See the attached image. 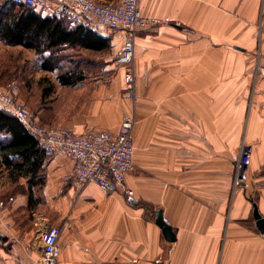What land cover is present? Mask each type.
I'll return each mask as SVG.
<instances>
[{
  "label": "crops",
  "instance_id": "1",
  "mask_svg": "<svg viewBox=\"0 0 264 264\" xmlns=\"http://www.w3.org/2000/svg\"><path fill=\"white\" fill-rule=\"evenodd\" d=\"M140 8L161 22L136 34L135 99L117 63L123 28L102 34L107 51L81 49L108 56L104 70L115 72H84L74 85L41 69L34 50L7 44L38 61L18 97L43 123L84 134L118 131L134 115L136 169L126 178L135 192L129 203L123 188L77 184L74 161L52 154L30 204L28 178L0 153V200L14 197L0 209V264L39 258L37 232L53 224L62 226L59 264H264L253 204L264 216V0H140ZM244 145L250 171L236 185ZM159 211L176 240L158 224Z\"/></svg>",
  "mask_w": 264,
  "mask_h": 264
},
{
  "label": "built area",
  "instance_id": "2",
  "mask_svg": "<svg viewBox=\"0 0 264 264\" xmlns=\"http://www.w3.org/2000/svg\"><path fill=\"white\" fill-rule=\"evenodd\" d=\"M18 5L33 8L44 15L58 19L65 18L72 25L80 23L100 34L111 28L126 30L124 46L117 56V63L124 67L125 93L131 99L137 95L135 59V38L141 29H147L161 20L143 14L140 0H121L117 3L97 0H11ZM264 78V64L258 66ZM20 84L17 80L8 86L0 85V108L20 120L34 134L41 146L50 154H66L74 161V178L83 186L95 183L102 189L114 192L123 188L129 203L135 199V192L126 185L127 175L135 171L136 117L128 116L118 131L93 130L77 133L62 123H43L28 110L19 97ZM251 146L244 145L237 160L235 184L246 181L250 171ZM9 200H0V209ZM167 221V219H166ZM62 226L53 224L37 232L41 254L39 258L19 264H59Z\"/></svg>",
  "mask_w": 264,
  "mask_h": 264
},
{
  "label": "trees",
  "instance_id": "3",
  "mask_svg": "<svg viewBox=\"0 0 264 264\" xmlns=\"http://www.w3.org/2000/svg\"><path fill=\"white\" fill-rule=\"evenodd\" d=\"M0 38L8 45L34 50L41 69L58 72V79L66 85H74L82 73L91 71L89 65L92 69L96 65L87 61L81 49L104 52L111 47L109 37L83 23L72 25L65 18L43 15L11 0H0ZM0 153L8 168L28 178L30 204L39 201L52 154L20 120L1 108Z\"/></svg>",
  "mask_w": 264,
  "mask_h": 264
},
{
  "label": "rangeland",
  "instance_id": "4",
  "mask_svg": "<svg viewBox=\"0 0 264 264\" xmlns=\"http://www.w3.org/2000/svg\"><path fill=\"white\" fill-rule=\"evenodd\" d=\"M91 55L92 54H85L87 61L90 63L93 61L94 64H96L94 65V69H92V65H89L91 66V71H89V73L100 72L107 75L115 72V69L108 70V73L104 70L106 68L107 60H109L108 56L100 55L91 57ZM37 62L38 61L33 60L29 53L23 51V49L8 47L7 44L0 43V81L7 78L9 83L15 78L19 82L21 88L27 76L38 72L39 66L37 65ZM0 177L1 179H4L5 177V174H3V171L1 172V170ZM6 196L8 195H3L2 199Z\"/></svg>",
  "mask_w": 264,
  "mask_h": 264
},
{
  "label": "water",
  "instance_id": "5",
  "mask_svg": "<svg viewBox=\"0 0 264 264\" xmlns=\"http://www.w3.org/2000/svg\"><path fill=\"white\" fill-rule=\"evenodd\" d=\"M253 204H254V217L256 219L257 226L264 233V216L260 213L257 202L253 201ZM157 222L162 227L165 235L169 240L171 241L176 240V234L172 226L165 221L162 211H159ZM3 239L7 240L8 238L4 237Z\"/></svg>",
  "mask_w": 264,
  "mask_h": 264
}]
</instances>
